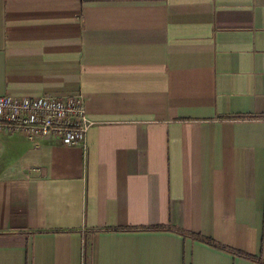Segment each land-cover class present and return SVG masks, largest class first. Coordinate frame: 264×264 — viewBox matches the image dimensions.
<instances>
[{
    "label": "crops",
    "instance_id": "0c3cea01",
    "mask_svg": "<svg viewBox=\"0 0 264 264\" xmlns=\"http://www.w3.org/2000/svg\"><path fill=\"white\" fill-rule=\"evenodd\" d=\"M74 94L84 150L0 138V264H264V0H0V96Z\"/></svg>",
    "mask_w": 264,
    "mask_h": 264
},
{
    "label": "built area",
    "instance_id": "2783aa9c",
    "mask_svg": "<svg viewBox=\"0 0 264 264\" xmlns=\"http://www.w3.org/2000/svg\"><path fill=\"white\" fill-rule=\"evenodd\" d=\"M91 125L85 99L79 94L0 96V138L20 135L34 147L50 140L64 147L84 150Z\"/></svg>",
    "mask_w": 264,
    "mask_h": 264
},
{
    "label": "trees",
    "instance_id": "16d2710c",
    "mask_svg": "<svg viewBox=\"0 0 264 264\" xmlns=\"http://www.w3.org/2000/svg\"><path fill=\"white\" fill-rule=\"evenodd\" d=\"M149 228L160 229V228H164V227L162 225H157V226H151ZM104 229L117 230V229H124V228L123 227H110V228H104ZM179 231H181V230H179ZM183 233L191 235L193 238L201 240V241L206 242L208 244H211V245H214V246H221V245L217 244L213 239H211L209 237H205V236H203L201 234L193 233V232H183ZM236 252L238 254H241V255H243L245 257H248V258H251V259H256V260L259 259V257L255 256L253 254L247 253L245 251H242V250H236Z\"/></svg>",
    "mask_w": 264,
    "mask_h": 264
}]
</instances>
